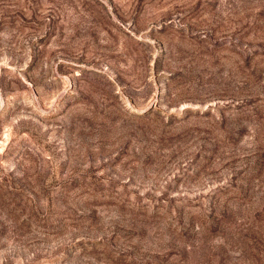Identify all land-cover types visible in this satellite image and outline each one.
Masks as SVG:
<instances>
[{
    "label": "rangeland",
    "instance_id": "374dc122",
    "mask_svg": "<svg viewBox=\"0 0 264 264\" xmlns=\"http://www.w3.org/2000/svg\"><path fill=\"white\" fill-rule=\"evenodd\" d=\"M0 264H264V0H0Z\"/></svg>",
    "mask_w": 264,
    "mask_h": 264
}]
</instances>
